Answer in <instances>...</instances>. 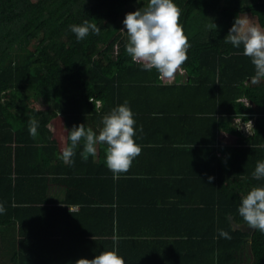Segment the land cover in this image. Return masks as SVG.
I'll list each match as a JSON object with an SVG mask.
<instances>
[{"label":"crops","instance_id":"crops-1","mask_svg":"<svg viewBox=\"0 0 264 264\" xmlns=\"http://www.w3.org/2000/svg\"><path fill=\"white\" fill-rule=\"evenodd\" d=\"M176 80L122 88L119 99L121 104L128 101L133 112L134 140L141 153L119 177L105 172L108 168L101 146L106 145H97L96 156L84 160L81 141L73 164L59 158L62 148L70 144L73 126L84 124L98 134L102 120L91 115L50 117L39 135L47 139V145L35 140L36 146L42 147L40 154L34 158L18 149L19 164L27 170H42L45 187L35 188L32 182L20 185L21 203H12L18 207L16 216L9 228L0 225V256L10 250L18 264H77L80 258L92 259L103 251L115 250L125 264H215V242L220 239L213 215L225 205L226 195L224 184H212L208 177L217 163L223 172L230 169L237 137L219 129L215 142L209 141V119L205 111L196 110L201 105L198 98H208V86ZM241 100L247 104L245 98ZM241 116L231 115L233 125L246 135L252 134L256 117L252 114L243 120ZM19 137L32 136L27 130ZM231 138L233 144L229 143ZM3 151L0 171L8 167ZM37 198L45 200H32ZM227 219L231 230L248 237L233 253L235 261L228 263L227 253L221 250V264L251 263L249 243L254 230L233 221L229 214ZM5 260L3 257L0 263L6 264Z\"/></svg>","mask_w":264,"mask_h":264},{"label":"trees","instance_id":"trees-1","mask_svg":"<svg viewBox=\"0 0 264 264\" xmlns=\"http://www.w3.org/2000/svg\"><path fill=\"white\" fill-rule=\"evenodd\" d=\"M136 1L147 2L0 0V93L3 94L0 95V151L4 150L8 160V167L0 171V204L6 210L0 215V225L9 228L18 208L12 207V203L20 205L18 190L23 189L26 182L36 184L35 188L45 187L42 170L35 167L27 170L19 164L18 149L34 158L40 154L42 147L36 146L35 140L47 145V139H40L39 135L50 117L58 120L57 116L61 115H91L102 120L112 108L121 105L122 88H130L134 83L161 81L154 69L143 70L142 65L134 63L125 51L128 38L121 30V13ZM173 2L182 10L180 23L190 44L188 59L182 65L184 73H177L176 79L188 85L208 86V98L207 95L202 101L198 98L201 105L196 110L205 111L209 119V141L215 142L219 129L237 137L230 169L223 172L217 163L213 172L215 178L211 181L220 186L224 184L226 195L225 205L223 203V208L213 215L220 239L215 242L214 263L221 264V250L227 253L225 257L230 263V260L235 261L233 253L241 249L248 235L231 230L227 215L237 223H245L238 214L242 197L252 187L264 186V179L252 176L257 162L264 161V79L252 82L255 70L250 58L243 55L242 46L234 48L225 43L224 37L239 15L246 14L264 29V0ZM86 20L97 24L99 35L90 33L78 41L70 25H80ZM211 23L216 25L215 30L210 29ZM20 43H24V47L17 51ZM32 43L34 47L30 49ZM242 98L247 100L248 107ZM97 101L103 102L99 109L95 107ZM254 112L259 115L255 118L252 134L246 135L239 126L233 125L231 115L239 114L247 120ZM30 120L39 121L37 136L22 139L19 133L29 131ZM41 158L44 159L42 155ZM105 172L112 174L109 170ZM32 200L41 203L45 199ZM222 226L229 239L219 236ZM249 247L252 255L249 264H264V234L254 230ZM3 257L6 264H18L10 250H6Z\"/></svg>","mask_w":264,"mask_h":264},{"label":"clouds","instance_id":"clouds-1","mask_svg":"<svg viewBox=\"0 0 264 264\" xmlns=\"http://www.w3.org/2000/svg\"><path fill=\"white\" fill-rule=\"evenodd\" d=\"M182 10L173 0H147L146 6L125 14L122 21L127 34L125 51L131 60L142 65L143 70L158 73V78L171 84L177 73L183 75L182 65L188 59L190 44L180 23ZM210 29H216L214 23ZM70 31L78 41L85 39L90 33L99 35L100 28L87 20L80 25H70ZM225 43L234 48L243 49V55L249 57L254 66L253 83L264 79V29L253 23L246 15L235 17L234 23L224 37ZM102 101H97L95 107H102ZM248 107V102L245 105ZM136 121L128 101L112 108L102 117V127L98 134L91 128L86 129L84 124L73 126L68 136L70 144L63 147L60 159L71 165L77 146L83 141L81 156L84 160L88 156H96L97 145H106L105 163L114 177L127 173L133 160L141 153V147L135 142L134 128ZM39 121H29V134L37 136ZM142 131V128H141ZM254 179H264V161H258L254 172ZM214 177L209 176L211 182ZM0 204V213L5 212ZM238 214L253 230L264 234V186L252 187L241 199ZM219 236L229 239L224 230H218ZM115 243V241H114ZM77 264H125L124 259L115 250H107L95 255L92 259L80 258Z\"/></svg>","mask_w":264,"mask_h":264},{"label":"rangeland","instance_id":"rangeland-1","mask_svg":"<svg viewBox=\"0 0 264 264\" xmlns=\"http://www.w3.org/2000/svg\"><path fill=\"white\" fill-rule=\"evenodd\" d=\"M146 3L147 2H144V1H136V2H132V3H130L127 7H126V9H124V11L121 13V15H122V19H124V17H125V14L126 13H129V12H132V11H135L136 9H138V8H143L144 6H146ZM124 28V25H122V29ZM123 31V30H122ZM124 33H126L125 31H123ZM24 47V43H20V44H18V48H17V51H20V50H22V48ZM33 47H34V43H32V44H30L29 45V48L30 49H33ZM255 114H253L255 117L257 116V115H259V112H254ZM262 114V113H261ZM228 143V142H227ZM229 143H231V144H233L234 143V139L233 138H231V140H230V142ZM2 259V256H0V260ZM1 264V263H0Z\"/></svg>","mask_w":264,"mask_h":264},{"label":"built area","instance_id":"built-area-1","mask_svg":"<svg viewBox=\"0 0 264 264\" xmlns=\"http://www.w3.org/2000/svg\"><path fill=\"white\" fill-rule=\"evenodd\" d=\"M242 128H244L245 130H246V129H250L249 126H248V127H245V126H243V125H242Z\"/></svg>","mask_w":264,"mask_h":264}]
</instances>
